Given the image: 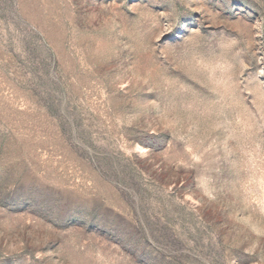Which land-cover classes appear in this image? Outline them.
<instances>
[{
    "label": "rangeland",
    "instance_id": "rangeland-1",
    "mask_svg": "<svg viewBox=\"0 0 264 264\" xmlns=\"http://www.w3.org/2000/svg\"><path fill=\"white\" fill-rule=\"evenodd\" d=\"M0 264H264V0H0Z\"/></svg>",
    "mask_w": 264,
    "mask_h": 264
}]
</instances>
